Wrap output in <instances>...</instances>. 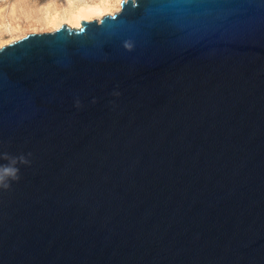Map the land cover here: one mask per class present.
Masks as SVG:
<instances>
[{
    "label": "water",
    "instance_id": "water-1",
    "mask_svg": "<svg viewBox=\"0 0 264 264\" xmlns=\"http://www.w3.org/2000/svg\"><path fill=\"white\" fill-rule=\"evenodd\" d=\"M19 156L0 264H264V0H125L1 47Z\"/></svg>",
    "mask_w": 264,
    "mask_h": 264
},
{
    "label": "rangeland",
    "instance_id": "rangeland-1",
    "mask_svg": "<svg viewBox=\"0 0 264 264\" xmlns=\"http://www.w3.org/2000/svg\"><path fill=\"white\" fill-rule=\"evenodd\" d=\"M102 1L106 6L101 12L94 11L87 17L80 18L79 22L100 20L105 15H113L120 10V4L125 0H0V48L29 34L50 33L64 24L79 29L80 25L77 27L67 21L45 23L44 18L53 12H62L68 5L80 8Z\"/></svg>",
    "mask_w": 264,
    "mask_h": 264
},
{
    "label": "bare ground",
    "instance_id": "bare-ground-1",
    "mask_svg": "<svg viewBox=\"0 0 264 264\" xmlns=\"http://www.w3.org/2000/svg\"><path fill=\"white\" fill-rule=\"evenodd\" d=\"M105 6H106V4L104 1L100 2L99 4L93 5V6H86V7L81 6L80 8L79 7L74 8V6L68 5V6L64 7L62 12H53V13L51 12L52 14L46 15L44 20H45V23H48V22L54 23V21H58V20L59 21H67L70 24L76 25L78 27L80 25V22H79L80 18L87 17L88 14H91L92 12L94 13V11H96V12L100 11L101 12ZM57 23H60V22H57ZM13 28H15V27H13Z\"/></svg>",
    "mask_w": 264,
    "mask_h": 264
},
{
    "label": "clouds",
    "instance_id": "clouds-1",
    "mask_svg": "<svg viewBox=\"0 0 264 264\" xmlns=\"http://www.w3.org/2000/svg\"><path fill=\"white\" fill-rule=\"evenodd\" d=\"M78 106V103H77ZM4 158H8L5 154ZM29 161L24 156L12 157L10 165H0V187L8 188L12 181H18L19 168L18 164H27Z\"/></svg>",
    "mask_w": 264,
    "mask_h": 264
}]
</instances>
